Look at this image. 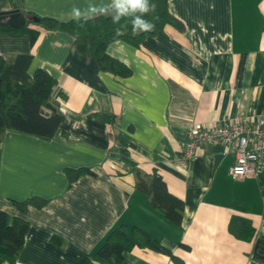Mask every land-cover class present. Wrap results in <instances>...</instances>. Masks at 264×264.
<instances>
[{
    "label": "crops",
    "instance_id": "0c3cea01",
    "mask_svg": "<svg viewBox=\"0 0 264 264\" xmlns=\"http://www.w3.org/2000/svg\"><path fill=\"white\" fill-rule=\"evenodd\" d=\"M89 2L110 0H0V11L19 10L39 32L31 44L27 32L1 31L0 55L30 54L27 72L55 79L49 102L61 116L50 139L5 130L0 141V209L28 221L15 264H177L137 246L95 259L121 225L127 236L144 229L183 264H264V160L252 176L233 179L231 149L215 143L183 154L193 124L264 119V0H169L182 30L165 25L139 45H107L129 69L124 76L71 48L68 33L32 20L66 21ZM136 166L156 170L183 200L179 226L134 187ZM82 167L93 173L70 183L66 170ZM30 196L47 202L26 212L12 203ZM233 214L251 220V240L228 231Z\"/></svg>",
    "mask_w": 264,
    "mask_h": 264
},
{
    "label": "trees",
    "instance_id": "16d2710c",
    "mask_svg": "<svg viewBox=\"0 0 264 264\" xmlns=\"http://www.w3.org/2000/svg\"><path fill=\"white\" fill-rule=\"evenodd\" d=\"M168 1L150 0L155 5V11L144 18L154 25V29L151 32L139 34L133 32L130 18H122L117 24L113 23L111 14L97 16L87 21L83 28L79 27L73 19L61 21L51 17H35L39 19L37 24L48 30L68 33L72 37L71 48L84 52L100 68L124 76L128 74L129 69L125 64L107 54V45L117 39L139 45L145 35L154 34L165 25L182 30L184 27L182 22L168 10ZM30 23L32 21H27L21 28L0 25V32H27L32 44L39 32L38 29L31 27ZM30 61V54L9 57L0 55V141L5 130L50 139L61 122V116L49 102L55 79L40 68L29 74L27 68ZM131 171L134 176V187L145 194L148 205L163 214L169 222L179 226L183 218V200L169 191L156 170L147 171L141 166H136ZM92 173L90 168L85 167L66 170L70 183L82 174ZM46 202L35 196L22 201H12L15 208L21 212H26L30 206L42 207ZM233 207L243 211L246 209V206L241 203H233ZM27 228L26 219L0 209V264H15L17 254L23 246ZM227 228L234 237L246 241L251 240L255 234V227L251 220L241 215L233 214ZM134 246L163 252L177 264H183L181 259L160 245L144 229L134 226L131 229V235L127 236L123 225L114 228L107 235L97 250L95 259L103 261L118 259L124 251Z\"/></svg>",
    "mask_w": 264,
    "mask_h": 264
},
{
    "label": "built area",
    "instance_id": "2783aa9c",
    "mask_svg": "<svg viewBox=\"0 0 264 264\" xmlns=\"http://www.w3.org/2000/svg\"><path fill=\"white\" fill-rule=\"evenodd\" d=\"M215 143L233 151L234 162L229 170L233 179L252 176L254 163L264 160V119L211 126L193 124L188 129L183 154L191 157Z\"/></svg>",
    "mask_w": 264,
    "mask_h": 264
},
{
    "label": "clouds",
    "instance_id": "9594fccd",
    "mask_svg": "<svg viewBox=\"0 0 264 264\" xmlns=\"http://www.w3.org/2000/svg\"><path fill=\"white\" fill-rule=\"evenodd\" d=\"M155 11V5L150 0H110L107 4L89 2L83 9L73 6L70 16L79 27L100 15L111 14L113 23H119L122 18H130L133 32H151L154 25L144 17ZM83 22V23H82Z\"/></svg>",
    "mask_w": 264,
    "mask_h": 264
},
{
    "label": "water",
    "instance_id": "95a60500",
    "mask_svg": "<svg viewBox=\"0 0 264 264\" xmlns=\"http://www.w3.org/2000/svg\"><path fill=\"white\" fill-rule=\"evenodd\" d=\"M29 20L22 12L19 10L10 11H0V25L11 26L14 28L24 27L26 22ZM33 21L39 22V19L34 17Z\"/></svg>",
    "mask_w": 264,
    "mask_h": 264
},
{
    "label": "rangeland",
    "instance_id": "374dc122",
    "mask_svg": "<svg viewBox=\"0 0 264 264\" xmlns=\"http://www.w3.org/2000/svg\"><path fill=\"white\" fill-rule=\"evenodd\" d=\"M186 156V155H185ZM187 157V156H186Z\"/></svg>",
    "mask_w": 264,
    "mask_h": 264
}]
</instances>
